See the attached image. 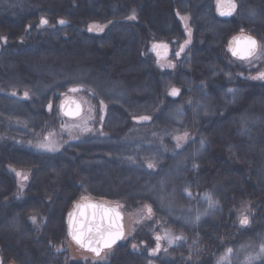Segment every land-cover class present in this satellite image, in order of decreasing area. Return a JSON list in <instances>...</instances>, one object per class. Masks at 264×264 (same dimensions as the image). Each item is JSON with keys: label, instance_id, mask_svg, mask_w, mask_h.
I'll return each instance as SVG.
<instances>
[{"label": "trees", "instance_id": "trees-1", "mask_svg": "<svg viewBox=\"0 0 264 264\" xmlns=\"http://www.w3.org/2000/svg\"><path fill=\"white\" fill-rule=\"evenodd\" d=\"M215 1L0 0V264H264V80L254 79L264 58L226 51L241 29L264 45V0H232L227 19ZM145 42L173 53L156 64ZM69 50L88 57L90 72L124 70L119 96L54 78ZM76 92L94 106L96 133L56 151L32 148L34 132L63 118L57 102ZM17 106L25 110L8 109ZM80 199L144 220L106 260L83 259L66 225Z\"/></svg>", "mask_w": 264, "mask_h": 264}, {"label": "rangeland", "instance_id": "rangeland-1", "mask_svg": "<svg viewBox=\"0 0 264 264\" xmlns=\"http://www.w3.org/2000/svg\"><path fill=\"white\" fill-rule=\"evenodd\" d=\"M258 40V39H257ZM259 43V41H258ZM260 45V50L257 52V54L250 60H248L247 63H252V62H258L260 60H263L264 58V45L259 43ZM70 51V50H69ZM66 58H64V63L61 65L60 70H55L56 73H54V78L56 79H60L61 82H67V81H82L85 83H90L92 86H94L95 90L101 94L102 96H105L107 98H114L119 96L120 92L123 91L122 87H123V82L126 79L125 74H124V70L120 73H118V75H112L111 71H110V67H108L109 70L105 71L102 70L101 68L97 69L95 72L93 71H89L88 67L84 65V61L87 60L88 57L85 56V54L83 52L80 51H74V52H68L66 54ZM91 61V59H90ZM83 63V64H82ZM36 64H33V67ZM35 68L41 69L42 67H40V65L35 66ZM53 70L50 71V73L52 74ZM136 69L133 67L130 70V75L133 74V72H135ZM13 75H20L18 74L20 71L19 69L16 67L13 69ZM56 74V75H55ZM57 74H62V75H57ZM65 74V75H63ZM122 74V75H121ZM116 80H114V78ZM121 84V85H120ZM37 85V87H39L38 91L42 92L45 91V89L49 88L48 83L44 84H35V86ZM75 98H77L83 105V113L81 115L80 118L74 120V121H65L62 117V119H59V124L58 125H54V126H50L49 128H41L40 131L38 132H34L33 134V139L31 142H29L30 146L32 148L35 149H39L42 151H46L43 150L39 147H37V145L45 143V137L46 136H50V134H52L50 136V140H52L55 144V147L57 150H59L63 144L68 143L71 139L74 138H84V137H89L91 135H94L96 133V129L94 128V120H95V112H94V106L89 102V100L82 95V93L76 92L74 95ZM60 101V100H59ZM59 101L57 102V107L59 104ZM37 100L35 98V100L33 101L34 104H36ZM10 110H12L13 112H20L22 110H25L24 107H20L17 106V108H8ZM50 123V122H49ZM48 123V124H49ZM14 125H18L20 126L21 123H17L15 122ZM49 126V125H48ZM87 127L88 129H90L91 131H83V129ZM46 129V130H45ZM56 151V150H54ZM51 152V151H48ZM85 200L80 199L79 202H82ZM126 213V214H125ZM124 215H127V222L124 219V225H125V234L128 233L126 232V230L128 228H130L131 230L135 227L134 225L139 223L140 220H144V217H142L141 219L139 218V216L142 215V212H125ZM141 214V215H140ZM139 215V216H138ZM127 225V227H126ZM159 234L156 233L155 237H157ZM72 249H77L78 247H76L73 243H72ZM86 252L84 253H78V255L80 257H82L83 259H85V257L87 255H85ZM103 254V253H102ZM94 258H97L95 256H93ZM107 259V255H101L100 259H96V262H101ZM249 264V263H247Z\"/></svg>", "mask_w": 264, "mask_h": 264}, {"label": "water", "instance_id": "water-1", "mask_svg": "<svg viewBox=\"0 0 264 264\" xmlns=\"http://www.w3.org/2000/svg\"><path fill=\"white\" fill-rule=\"evenodd\" d=\"M229 0L224 1V5L220 6L217 10V15L221 18L227 19L232 16V9L228 6ZM223 13V14H222ZM251 38L257 42L256 51L249 56L248 50L249 45L247 39ZM259 43L256 37L240 30L238 33L231 36L226 43V50L231 58L238 61H246L252 59L258 52ZM236 55H233V53ZM78 114H77V110ZM58 111L65 119L76 120L81 117L83 113L82 103L74 96L63 97L58 104ZM115 209V212H105V210ZM72 214L71 217L69 214ZM66 219L67 234L70 241L79 249L86 253H90L95 256L92 252L82 248L78 245L69 235V222L71 220L74 230L79 229L83 231L86 235H93L94 233H89L88 229L92 228L95 230L97 227H102L112 232L120 231L122 232V237L117 239L115 243L112 244L111 248L105 249L107 251L118 245L125 236V225H124V214L120 208L115 204H108L104 201L99 200H86L77 203L73 209L70 211ZM118 213L119 218H116ZM96 257V256H95Z\"/></svg>", "mask_w": 264, "mask_h": 264}, {"label": "snow or ice", "instance_id": "snow-or-ice-1", "mask_svg": "<svg viewBox=\"0 0 264 264\" xmlns=\"http://www.w3.org/2000/svg\"><path fill=\"white\" fill-rule=\"evenodd\" d=\"M235 5L233 4L232 5V8H234ZM223 14V13H222ZM129 19H135V15H131L128 17ZM48 23V21L44 18H41L40 20V25L43 26V25H46ZM58 23H60L61 25H63L65 23V21L63 20H60L58 21ZM94 28H96L97 30H100L102 31L103 28L102 26L100 25H90L89 26V31L91 32ZM189 35H190V30H189ZM0 39H4L6 40L7 38L6 37H0ZM247 42H248V45H249V50H248V55L251 56L255 51H256V48H257V42L251 38H248L247 39ZM154 47H156V45H154ZM183 48L184 46L181 45V49L180 51H183ZM177 56L180 55V52H177L176 53ZM233 55H236V53L234 52ZM254 79H262L264 80V72L262 73H259L257 77H254ZM78 89L76 88H73V89H70V91H77ZM231 91V90H229ZM178 94V91L176 89H172L171 92L169 93V95H177ZM13 95H15V93H13ZM28 93L26 92L25 93V97H27ZM78 111L79 109L77 110V114H78ZM141 120H147L149 119V117H140ZM83 131H91L90 129H88L87 127H85L83 129ZM52 134H50L51 136ZM50 136H46L45 137V143H42V144H39L37 145V147L43 149V150H46V151H54V150H57L56 147H55V144L52 140H50ZM187 136V133L184 134V136L182 137H176V139L179 141V140H182L184 139L185 137ZM201 144H203V141H201ZM179 146V145H178ZM148 167L149 168H152L153 167V164L149 163L148 164ZM16 175L18 177H20L21 175H23L22 173L20 172H17ZM24 178L26 179V175L24 176ZM209 201V205L211 206L212 205V199L211 197H206ZM115 212V209H112V210H105L106 214L107 212ZM148 212L151 213V208H148ZM70 217H71V213L69 214ZM116 218L118 219L119 218V215L118 213L116 214ZM197 219H199V217H197ZM32 220H33V223L36 222V218L35 217H32ZM249 223V219L247 216H242L240 218V224L243 226V225H247ZM88 232L89 233H94L93 235H86L83 231L79 230V229H76L74 230L73 228V224L70 220L69 222V235L72 236V239L78 244L80 245L82 248H85L86 250L92 252L97 258H100L102 253L104 252L105 249H108V248H111L112 244L115 243V241L117 239H120L122 237V232L120 231H116V232H112V231H109L107 229H104L102 227H97L95 228V230H93L92 228H89L88 229ZM162 238H167V237H161V236H157L156 237V240L159 242ZM173 239L175 240H180L182 239L181 236H176L174 237ZM172 240H169V243H171ZM136 246L133 245V248H135ZM159 243H157V247L154 251H158L159 250ZM59 251V249H58ZM231 249L228 250V254L230 255L231 254ZM260 253L261 254H264V245H261V248H260ZM221 259H224L223 257Z\"/></svg>", "mask_w": 264, "mask_h": 264}, {"label": "flooded vegetation", "instance_id": "flooded-vegetation-1", "mask_svg": "<svg viewBox=\"0 0 264 264\" xmlns=\"http://www.w3.org/2000/svg\"><path fill=\"white\" fill-rule=\"evenodd\" d=\"M224 1L225 0H217V1L214 2L216 13H217L218 8L220 6H222V5H224ZM233 4H234V2L232 0H229V5L228 6L232 9V15H233V13L235 11V7L232 8ZM145 44H146V56L150 55L151 58L154 59L156 64H160V63L163 64V62H165V57L167 56V58H170L171 54L173 53V49L170 48L168 45H166L165 42H157V43H154V44L145 42ZM154 45H156V47H154ZM246 61H248V60H246ZM66 96H69V95H66Z\"/></svg>", "mask_w": 264, "mask_h": 264}]
</instances>
